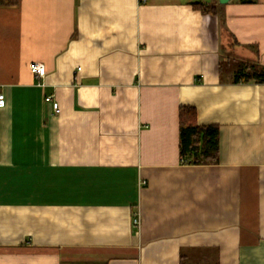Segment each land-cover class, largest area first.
I'll list each match as a JSON object with an SVG mask.
<instances>
[{
	"label": "crops",
	"instance_id": "crops-1",
	"mask_svg": "<svg viewBox=\"0 0 264 264\" xmlns=\"http://www.w3.org/2000/svg\"><path fill=\"white\" fill-rule=\"evenodd\" d=\"M216 1H0V264H264V0Z\"/></svg>",
	"mask_w": 264,
	"mask_h": 264
},
{
	"label": "trees",
	"instance_id": "trees-1",
	"mask_svg": "<svg viewBox=\"0 0 264 264\" xmlns=\"http://www.w3.org/2000/svg\"><path fill=\"white\" fill-rule=\"evenodd\" d=\"M3 6H15L19 0H0ZM218 0L215 3H196L194 8L204 14L220 16ZM236 82L264 84V66L246 62L232 63ZM180 118V151L182 159L190 165H211L219 162L220 129L217 125H199L197 111L190 106H182Z\"/></svg>",
	"mask_w": 264,
	"mask_h": 264
},
{
	"label": "built area",
	"instance_id": "built-area-1",
	"mask_svg": "<svg viewBox=\"0 0 264 264\" xmlns=\"http://www.w3.org/2000/svg\"><path fill=\"white\" fill-rule=\"evenodd\" d=\"M149 0H138L139 4H145L147 3ZM31 69L33 71V73L35 74V76L37 78H41V77H44L45 75V68L39 64H33L31 66ZM49 99H52V98H49ZM5 104H6V99H5V95L3 94L2 91H0V108H4L5 107ZM53 108H54V111L56 114H59L60 113V106L58 104V102H54L53 104ZM138 219L135 220V223H138Z\"/></svg>",
	"mask_w": 264,
	"mask_h": 264
},
{
	"label": "water",
	"instance_id": "water-1",
	"mask_svg": "<svg viewBox=\"0 0 264 264\" xmlns=\"http://www.w3.org/2000/svg\"><path fill=\"white\" fill-rule=\"evenodd\" d=\"M233 0H218L220 5H228L230 2H232Z\"/></svg>",
	"mask_w": 264,
	"mask_h": 264
},
{
	"label": "rangeland",
	"instance_id": "rangeland-1",
	"mask_svg": "<svg viewBox=\"0 0 264 264\" xmlns=\"http://www.w3.org/2000/svg\"><path fill=\"white\" fill-rule=\"evenodd\" d=\"M207 1V0H206ZM235 63H237V64H239V65H241L242 64V62L241 61H239V60H237Z\"/></svg>",
	"mask_w": 264,
	"mask_h": 264
}]
</instances>
